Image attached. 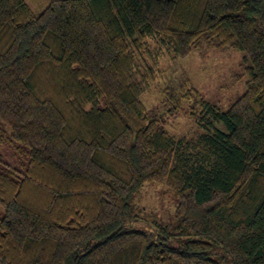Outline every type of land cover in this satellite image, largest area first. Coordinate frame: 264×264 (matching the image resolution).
Returning a JSON list of instances; mask_svg holds the SVG:
<instances>
[{"label":"trees","instance_id":"trees-1","mask_svg":"<svg viewBox=\"0 0 264 264\" xmlns=\"http://www.w3.org/2000/svg\"><path fill=\"white\" fill-rule=\"evenodd\" d=\"M205 47L242 53L243 94L148 114L162 53ZM147 184L177 199L155 238L125 228ZM0 264H264V0H0Z\"/></svg>","mask_w":264,"mask_h":264},{"label":"rangeland","instance_id":"rangeland-1","mask_svg":"<svg viewBox=\"0 0 264 264\" xmlns=\"http://www.w3.org/2000/svg\"><path fill=\"white\" fill-rule=\"evenodd\" d=\"M50 1L52 0H24L35 15L40 14ZM246 65L248 64L243 61L242 53L231 49L216 50L205 47L182 60L174 59L168 52H163L158 62L157 80L142 95L141 100L148 114L156 113L155 108L167 86H185L196 89L203 98L226 110L245 90L243 74ZM163 122L165 129L176 138L188 137L195 130L193 121L181 113L166 116ZM4 149L6 156L13 159V150ZM133 202L140 217L138 221H126V230L144 231L154 234L155 238L158 233L157 225L167 226L169 230L176 226L173 215L177 199L166 186L147 184ZM169 244L177 245L175 242ZM212 250L217 251L216 248Z\"/></svg>","mask_w":264,"mask_h":264}]
</instances>
